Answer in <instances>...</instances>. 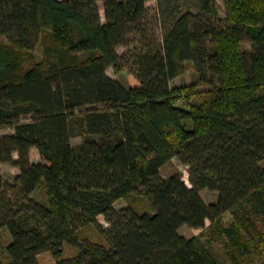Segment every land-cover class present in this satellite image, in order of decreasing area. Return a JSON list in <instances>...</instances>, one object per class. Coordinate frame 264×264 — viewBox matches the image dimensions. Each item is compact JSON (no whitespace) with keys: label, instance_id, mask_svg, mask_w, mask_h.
Here are the masks:
<instances>
[{"label":"trees","instance_id":"16d2710c","mask_svg":"<svg viewBox=\"0 0 264 264\" xmlns=\"http://www.w3.org/2000/svg\"><path fill=\"white\" fill-rule=\"evenodd\" d=\"M149 1L0 0V124L14 129L0 136V164L20 170L12 181L0 176V231L12 237L0 264H39L42 253L56 264H221L199 238L179 234L207 220L232 259L254 254L243 227L264 220V0H224L225 18L215 0H200L204 15H178L160 45L135 53L136 82L125 84L108 70L120 72L118 49L146 36ZM189 63L207 90L172 88ZM76 129L111 138L75 149ZM175 158L192 188L161 178ZM42 186L47 204L32 199ZM202 190L219 193L217 203L208 206ZM137 196L156 213H139ZM120 200L128 207L116 209ZM93 225L103 242L82 243ZM66 244L79 255L65 259Z\"/></svg>","mask_w":264,"mask_h":264},{"label":"rangeland","instance_id":"374dc122","mask_svg":"<svg viewBox=\"0 0 264 264\" xmlns=\"http://www.w3.org/2000/svg\"><path fill=\"white\" fill-rule=\"evenodd\" d=\"M216 1V11L219 16L225 18V1ZM102 16L104 17L103 3H99ZM148 13L145 18L144 26L147 29L146 36L134 37L135 44L131 48H119L118 53L121 56H126L124 65L121 67V71H116L113 67L109 68L108 74L125 84L136 82L134 58L135 53L141 52L147 46L156 47L162 43L163 35L167 29L172 25L173 19L178 15L191 11L194 14L204 15L200 8V0H151L147 3ZM242 49L246 53H251L254 48V43L251 42V38L248 35L243 36ZM5 41H7L5 39ZM36 62L43 60V49L39 46L35 51ZM87 57V56H86ZM200 78L194 69L193 64L187 65L186 73L172 82V88L180 87L183 85L197 84L199 91L207 90L206 86L199 85ZM261 93L264 94V87L261 89ZM100 107V106H99ZM91 107H86L82 111L78 112L81 115L85 110ZM14 134V129L11 126L0 124V136H10ZM111 136L103 137L102 135H88L87 137L81 134L79 129H76L75 135L71 141L72 147L79 149L89 141H107ZM105 139V140H104ZM33 153L30 154L31 162L38 164L42 161V157L38 149L34 148ZM39 156V157H38ZM18 158V155H15ZM40 160V161H37ZM20 173L19 169L13 167L10 164H0V176L8 181H12L16 175ZM180 176L188 187L192 188L190 182L189 168L183 165L178 158L173 159L167 163L160 171V176L163 180L169 181L174 176ZM203 200L209 206L216 204L219 198V193L202 190L200 192ZM32 199L41 204L48 203V196L46 188L42 186L38 191L32 195ZM129 205L126 200H120L117 203V209H125ZM131 205L141 214H155L156 210L153 205L145 199L143 196L133 197ZM99 223L102 228H109V224L106 222L104 216L99 217ZM235 220L234 213H227L221 219V228H228ZM179 234L187 239L199 238L203 244L209 249L211 254L219 260L221 264H264V220L258 217H252V219L246 220V225L243 227V235L246 240L250 242L253 247L254 254L246 258L232 259L230 249L228 247L227 240L219 234V230L212 226V222L207 220L206 227L204 229H193L188 226H184L179 231ZM256 236V237H254ZM82 243H101L103 242V236L98 230L97 226H90L82 231L81 234ZM12 241L10 232L7 229L0 231V253L1 259L4 263H7L9 258L7 256V248ZM80 250L71 245H65L64 258L70 259L79 255ZM39 264H56V259L51 253H42L38 256Z\"/></svg>","mask_w":264,"mask_h":264},{"label":"crops","instance_id":"0c3cea01","mask_svg":"<svg viewBox=\"0 0 264 264\" xmlns=\"http://www.w3.org/2000/svg\"><path fill=\"white\" fill-rule=\"evenodd\" d=\"M35 149H32V151H31V153H33V151H34ZM39 157V156H38ZM15 159H17V158H15ZM37 161H40V160H37ZM20 171V170H19ZM20 173H18L17 175H16V177L19 175ZM119 202V201H118ZM117 202V203H118ZM117 203H115L114 204V207L117 209ZM99 219V218H98Z\"/></svg>","mask_w":264,"mask_h":264},{"label":"water","instance_id":"95a60500","mask_svg":"<svg viewBox=\"0 0 264 264\" xmlns=\"http://www.w3.org/2000/svg\"><path fill=\"white\" fill-rule=\"evenodd\" d=\"M175 108H177V109H184L180 104H176L175 105Z\"/></svg>","mask_w":264,"mask_h":264}]
</instances>
